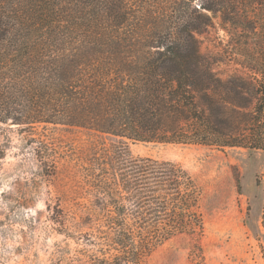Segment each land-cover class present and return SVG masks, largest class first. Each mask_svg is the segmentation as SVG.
<instances>
[{
	"label": "trees",
	"instance_id": "trees-1",
	"mask_svg": "<svg viewBox=\"0 0 264 264\" xmlns=\"http://www.w3.org/2000/svg\"><path fill=\"white\" fill-rule=\"evenodd\" d=\"M252 2L0 0V126L117 140L94 146L83 168L96 250L56 264H145L173 237L203 236L195 178L131 156L125 141L264 152V70L221 80L195 39L215 15L253 31Z\"/></svg>",
	"mask_w": 264,
	"mask_h": 264
},
{
	"label": "rangeland",
	"instance_id": "rangeland-1",
	"mask_svg": "<svg viewBox=\"0 0 264 264\" xmlns=\"http://www.w3.org/2000/svg\"><path fill=\"white\" fill-rule=\"evenodd\" d=\"M252 3L253 31L215 15L195 34L200 54L221 80L264 70V0ZM116 142L80 129L0 126V264H56L76 250H96L86 241L96 213L83 168L94 146ZM125 142L133 157L181 165L202 189L203 236L173 237L145 264H264L263 151ZM43 161L54 162L55 171L45 172Z\"/></svg>",
	"mask_w": 264,
	"mask_h": 264
}]
</instances>
